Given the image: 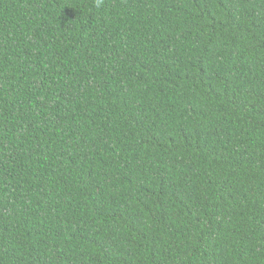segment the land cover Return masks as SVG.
Segmentation results:
<instances>
[{"label": "trees", "instance_id": "obj_1", "mask_svg": "<svg viewBox=\"0 0 264 264\" xmlns=\"http://www.w3.org/2000/svg\"><path fill=\"white\" fill-rule=\"evenodd\" d=\"M0 264H264V0H0Z\"/></svg>", "mask_w": 264, "mask_h": 264}]
</instances>
